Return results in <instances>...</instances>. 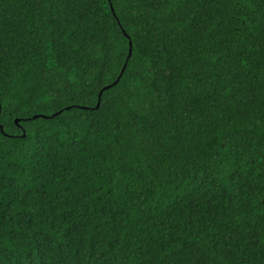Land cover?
Instances as JSON below:
<instances>
[{"label":"trees","instance_id":"trees-1","mask_svg":"<svg viewBox=\"0 0 264 264\" xmlns=\"http://www.w3.org/2000/svg\"><path fill=\"white\" fill-rule=\"evenodd\" d=\"M0 124V264H264V0H0Z\"/></svg>","mask_w":264,"mask_h":264},{"label":"water","instance_id":"water-1","mask_svg":"<svg viewBox=\"0 0 264 264\" xmlns=\"http://www.w3.org/2000/svg\"><path fill=\"white\" fill-rule=\"evenodd\" d=\"M131 56H132V44H131V51H130L129 59L131 58ZM126 68H127V65L125 66V68H124V70H123V73L125 72ZM123 73H122L121 77L123 76ZM121 77H120V78L118 79V81H117L116 83H114L112 86L106 87V88L102 91V93H101V95H100V101H99V104H98L97 108H100V105H101V99H102V95H103V93H104L106 90H110L113 86L117 85V84L119 83ZM57 115H58V114H56V115H54V116H57ZM39 117L49 118V117H47V116H35L34 119H38ZM19 123H20L19 120H16V124L19 125ZM0 130L4 133V129H3V127H2L1 124H0ZM25 135H26V134H25V132H24V136H25Z\"/></svg>","mask_w":264,"mask_h":264}]
</instances>
